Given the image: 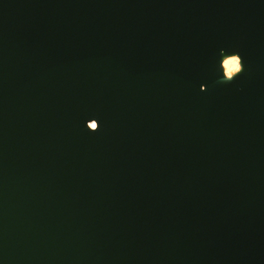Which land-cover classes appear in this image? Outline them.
<instances>
[{
	"label": "water",
	"instance_id": "obj_1",
	"mask_svg": "<svg viewBox=\"0 0 264 264\" xmlns=\"http://www.w3.org/2000/svg\"><path fill=\"white\" fill-rule=\"evenodd\" d=\"M0 264H264V0H0Z\"/></svg>",
	"mask_w": 264,
	"mask_h": 264
},
{
	"label": "bare ground",
	"instance_id": "obj_2",
	"mask_svg": "<svg viewBox=\"0 0 264 264\" xmlns=\"http://www.w3.org/2000/svg\"><path fill=\"white\" fill-rule=\"evenodd\" d=\"M220 69L223 76L230 80L241 74L245 70V65L238 54L223 51L220 59ZM90 125L94 126V123Z\"/></svg>",
	"mask_w": 264,
	"mask_h": 264
}]
</instances>
